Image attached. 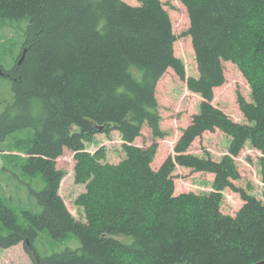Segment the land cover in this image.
Here are the masks:
<instances>
[{
	"label": "trees",
	"instance_id": "obj_1",
	"mask_svg": "<svg viewBox=\"0 0 264 264\" xmlns=\"http://www.w3.org/2000/svg\"><path fill=\"white\" fill-rule=\"evenodd\" d=\"M185 6L198 76L188 88L201 97L169 154L151 164L157 144H134L146 126H160L156 85L167 69L184 68L161 0H0V20L27 18L19 51L0 55V149L8 166L44 182L28 191L40 211L20 216L0 194V248L21 243L34 264H253L264 259V203L235 186L233 157L246 144L261 152L264 183V0H180ZM234 61L252 83V101L239 97L245 119L231 120L213 104ZM220 129L231 136L220 160L189 151L196 138ZM118 132L125 157L108 163L104 146L86 151L98 134ZM74 154L77 220L59 195L57 159ZM11 153V154H10ZM213 175L207 194L175 195L176 167ZM239 193L235 215L221 211L222 190ZM59 215V217H58ZM22 219V222H21ZM40 232L53 240L74 235L80 246L42 256Z\"/></svg>",
	"mask_w": 264,
	"mask_h": 264
},
{
	"label": "rangeland",
	"instance_id": "obj_2",
	"mask_svg": "<svg viewBox=\"0 0 264 264\" xmlns=\"http://www.w3.org/2000/svg\"><path fill=\"white\" fill-rule=\"evenodd\" d=\"M129 4L138 5V0H124ZM171 19L175 56L181 61L185 75L179 77L173 69L169 68L156 85V98L161 115L160 126L167 131L164 138L153 139L149 129L144 126L141 136L137 137L134 144L147 147L153 142L157 144V152L151 164L157 169L164 159L173 153V146L181 134V129L191 121L194 113L199 111L201 97L188 88L189 77H197V65L189 36L185 35L189 27V19L185 6L180 0H161ZM27 18L21 20H0V55L2 63L6 59L4 54H15L23 41ZM225 82L214 89L213 104L220 108L233 121L245 123L239 109L238 99L243 97L252 101V83L248 74L234 61L224 62ZM231 136L220 129L213 132L206 131L201 137L195 139L189 151L199 155H209L214 160H220L229 154L228 148ZM121 136L112 132L110 136L98 134L90 143H86V151L95 152L99 147L105 148V159L108 163H118L125 157ZM8 152L0 149V194L9 198L6 202L20 216L21 209L33 212L40 211V206L28 191L29 186L41 189L44 182L40 176L30 178L18 170L3 171V166H8L2 158ZM11 154V153H10ZM261 152L246 142L237 157H233L239 178L234 180L237 187L243 188L261 199L264 203V183L262 182L260 157ZM74 154L69 149H64L63 154L57 159L56 166L63 170L59 195L62 197L68 210L77 219L84 221L83 208L76 204L77 196L84 191V185L75 183L74 180ZM175 195L194 192L207 194L212 190L213 175L206 172H195L189 168L177 166L173 172ZM243 200L239 193L226 188L222 190L220 208L222 213L235 215L242 206ZM22 222V219H21ZM80 242L74 235L66 239L53 240L46 232H40L35 240V247L42 256L65 248L75 249ZM0 264H34L21 243L9 248H0Z\"/></svg>",
	"mask_w": 264,
	"mask_h": 264
},
{
	"label": "water",
	"instance_id": "obj_3",
	"mask_svg": "<svg viewBox=\"0 0 264 264\" xmlns=\"http://www.w3.org/2000/svg\"><path fill=\"white\" fill-rule=\"evenodd\" d=\"M253 264H264V259L254 262Z\"/></svg>",
	"mask_w": 264,
	"mask_h": 264
},
{
	"label": "bare ground",
	"instance_id": "obj_4",
	"mask_svg": "<svg viewBox=\"0 0 264 264\" xmlns=\"http://www.w3.org/2000/svg\"><path fill=\"white\" fill-rule=\"evenodd\" d=\"M58 217H59V215H58Z\"/></svg>",
	"mask_w": 264,
	"mask_h": 264
}]
</instances>
